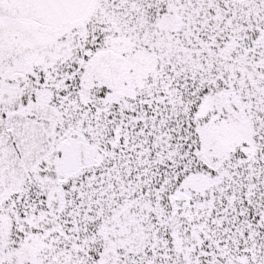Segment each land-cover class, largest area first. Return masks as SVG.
I'll return each instance as SVG.
<instances>
[{
	"label": "snow or ice",
	"instance_id": "1",
	"mask_svg": "<svg viewBox=\"0 0 264 264\" xmlns=\"http://www.w3.org/2000/svg\"><path fill=\"white\" fill-rule=\"evenodd\" d=\"M0 264H264V0H0Z\"/></svg>",
	"mask_w": 264,
	"mask_h": 264
}]
</instances>
